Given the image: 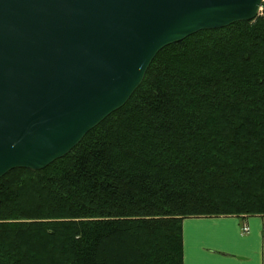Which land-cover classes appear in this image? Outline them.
Returning <instances> with one entry per match:
<instances>
[{"label": "trees", "instance_id": "obj_1", "mask_svg": "<svg viewBox=\"0 0 264 264\" xmlns=\"http://www.w3.org/2000/svg\"><path fill=\"white\" fill-rule=\"evenodd\" d=\"M233 216L264 217V14L165 48L66 157L0 179V264H184L185 219Z\"/></svg>", "mask_w": 264, "mask_h": 264}, {"label": "water", "instance_id": "obj_2", "mask_svg": "<svg viewBox=\"0 0 264 264\" xmlns=\"http://www.w3.org/2000/svg\"><path fill=\"white\" fill-rule=\"evenodd\" d=\"M264 0H0V179L42 171L127 105L157 55Z\"/></svg>", "mask_w": 264, "mask_h": 264}, {"label": "crops", "instance_id": "obj_3", "mask_svg": "<svg viewBox=\"0 0 264 264\" xmlns=\"http://www.w3.org/2000/svg\"><path fill=\"white\" fill-rule=\"evenodd\" d=\"M183 245L184 264H264V217L185 219Z\"/></svg>", "mask_w": 264, "mask_h": 264}, {"label": "built area", "instance_id": "obj_4", "mask_svg": "<svg viewBox=\"0 0 264 264\" xmlns=\"http://www.w3.org/2000/svg\"><path fill=\"white\" fill-rule=\"evenodd\" d=\"M263 14H264V10H262L261 15H263ZM244 232H245V233H248V232H249V228L245 227V228H244Z\"/></svg>", "mask_w": 264, "mask_h": 264}]
</instances>
